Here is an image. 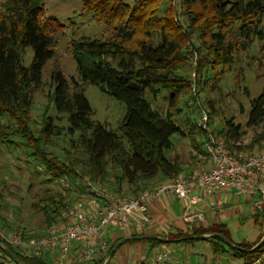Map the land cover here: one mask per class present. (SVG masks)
I'll use <instances>...</instances> for the list:
<instances>
[{
  "label": "trees",
  "instance_id": "1",
  "mask_svg": "<svg viewBox=\"0 0 264 264\" xmlns=\"http://www.w3.org/2000/svg\"><path fill=\"white\" fill-rule=\"evenodd\" d=\"M43 1L0 0V145L27 148L34 160L44 166L40 171L48 180L60 185L58 191L46 190L34 202L42 225L21 230L19 236L24 240L40 238L60 226L72 205L84 200L88 183L107 187L116 196L128 199L153 191L184 172L187 176L186 170L194 166H184L177 157L167 159L165 152L172 148L174 134H193V147L204 155L193 138L197 127L186 134L174 123L170 112L162 117L145 95L169 91L170 107H176L179 98L192 96L193 83L187 69L192 67L194 53L200 57L199 74L212 68L217 70L221 65L225 72L234 63L239 48H247L254 36L264 37V0H140L134 6L125 0H83L80 15H92L107 27V35L84 37L69 44L82 83L73 81L71 85L60 71L53 73L56 88L49 98L61 115L58 119L67 116L68 132L74 136L69 148L64 146L56 152L50 150V142L60 139L66 128L48 114L39 129L33 130L30 120L32 91L41 84L42 70L55 56L57 37L64 28L57 19L46 16ZM28 48L34 52L30 68L23 64ZM88 84L125 104L126 115L119 124V134L93 120L84 92ZM247 129L253 131V137L246 147L242 146L246 132L233 120L218 133L229 151L250 155L262 150L264 90L252 103ZM253 212L262 221L261 236L253 244L236 245L243 250L230 248L243 264H254L264 256V244L250 251L264 235V207H253ZM109 228L103 237L108 247L98 253L94 264H102L113 246L127 237L119 231L112 236L114 232ZM226 232L227 226L219 225L190 234L177 233L175 239L213 233L228 238ZM4 233L1 232L0 239L6 248L0 246V264H16L11 254L20 264H52L48 255L24 254L7 240L8 232ZM140 235H146V230L134 233L133 237ZM193 241L196 240L183 242ZM206 241L212 242L216 253L225 252L224 246L228 245L219 237ZM143 242L152 247L170 244L159 240ZM143 263L144 260L135 262Z\"/></svg>",
  "mask_w": 264,
  "mask_h": 264
},
{
  "label": "rangeland",
  "instance_id": "2",
  "mask_svg": "<svg viewBox=\"0 0 264 264\" xmlns=\"http://www.w3.org/2000/svg\"><path fill=\"white\" fill-rule=\"evenodd\" d=\"M125 1L134 6L140 0ZM43 5L46 16L54 17L64 28L59 31L57 37L55 56L42 70L41 84L32 91L33 104L30 109V120L32 129L36 130L41 127L44 115L48 114L56 124L66 128L65 134L60 139H53L50 142V150L58 152V149L64 146L69 148L70 140L74 136L68 132L67 116L59 120L61 115L49 98L56 88L52 79L53 73L60 71L71 85L73 81L82 83L69 44L84 37L104 38L107 35V27L96 22L92 15L88 17L80 15L83 0H44ZM261 30L264 31V18ZM33 57L32 48L26 49L23 54V64L30 68ZM199 58V54L194 53L192 67L187 69L188 77L193 83L192 96L179 98L176 107H170L171 93L166 90H160L157 94L147 93L145 99L162 117L166 118L170 112L174 123L186 134L190 133L191 128L197 127V130L193 131V138L200 144L203 151L205 150L204 137L207 134L204 130H200L199 123L205 115L208 116L207 127L210 133L223 141L218 132L223 130L227 122L233 120L235 125L241 126L246 132L242 146H248L253 137V131L247 129L252 103L264 90V37L261 39L259 36H254L247 48H239L236 51L234 63L225 72H223L224 66L221 65L217 70L212 68L204 75L199 74L198 69L201 64ZM246 88L248 92L245 91ZM84 92L93 111V120L104 125L109 131L119 134V124L126 115L125 104L95 85H85ZM191 136L174 134L171 138L172 148L165 152V156L167 159L177 157L184 166H194V170L203 169L209 164V159L193 147ZM65 138L66 142H64ZM263 150L264 148L256 150L253 154ZM41 169H44V166L36 162L31 151L22 145H0V230L2 234L7 231L6 236L10 239L21 235L23 229L29 231L40 228L42 217L35 213L34 202L42 197L46 190L53 193L60 189L59 183L49 181L47 175L40 171ZM192 172L194 171L188 173ZM181 176L185 177L186 174L182 173ZM261 224L262 221L256 219L251 213H246L243 217L226 222V233H228L226 238L235 245L253 244L261 236ZM136 243L144 242L139 240ZM135 247L137 246H122L109 264H123L122 255L124 260L133 264L135 259L133 257L137 253V251L134 252ZM224 248L225 252L216 253L212 242L181 241L160 248H150L145 253L138 251L140 254L136 257L151 261L157 253L167 250L172 257L178 259L180 264H243L242 259L234 257L231 246L227 245ZM156 251L158 252L155 254ZM119 257L122 260H118ZM254 264H264V256Z\"/></svg>",
  "mask_w": 264,
  "mask_h": 264
},
{
  "label": "built area",
  "instance_id": "3",
  "mask_svg": "<svg viewBox=\"0 0 264 264\" xmlns=\"http://www.w3.org/2000/svg\"><path fill=\"white\" fill-rule=\"evenodd\" d=\"M207 123L205 115L199 123L207 134L204 156L209 164L205 168L185 177H174L153 191L128 199L88 183L84 200L72 205L60 226L37 239L14 236L7 240L26 255H48L52 264H94L98 253L108 247L103 238L108 228L115 227L127 237L146 230L151 223V206L158 199L174 198L185 203L188 221L202 217L195 211L200 202L198 192L212 195L227 190L240 200L264 206V150L250 155L229 151L221 138L210 133ZM143 264H179V261L163 250Z\"/></svg>",
  "mask_w": 264,
  "mask_h": 264
},
{
  "label": "crops",
  "instance_id": "4",
  "mask_svg": "<svg viewBox=\"0 0 264 264\" xmlns=\"http://www.w3.org/2000/svg\"><path fill=\"white\" fill-rule=\"evenodd\" d=\"M189 171L191 172L195 170L191 167L190 170H186V172ZM198 195L200 197V202L195 206V211L201 214L202 217L200 219H195L194 221L187 220L184 210L185 203L173 198H162L155 201L151 206V223L146 229V235L162 236L174 240L173 236L177 233L190 234L194 230L215 229L219 225L226 226V222L229 220L243 217L246 213H251L253 216V207L259 208L257 203L240 200L234 197L232 192L227 190L217 191L212 195L198 192ZM245 204L248 205V207ZM262 207L264 206H261L260 208ZM260 228L262 230V225ZM109 230L114 232V234L112 233V236L116 235V232H118L116 228H109ZM123 246H137L134 248V252L137 251V253L138 251H142L143 253L148 252L150 248H160L152 247L147 243H128ZM157 252L158 251H156L155 254ZM137 253L135 254L136 256L140 254ZM136 256L133 257L135 258L133 264L146 259L141 257L137 258ZM122 258L124 261L123 264H132L131 262L124 260L123 255ZM122 258L119 257L118 260H122Z\"/></svg>",
  "mask_w": 264,
  "mask_h": 264
},
{
  "label": "water",
  "instance_id": "5",
  "mask_svg": "<svg viewBox=\"0 0 264 264\" xmlns=\"http://www.w3.org/2000/svg\"><path fill=\"white\" fill-rule=\"evenodd\" d=\"M211 237H219L222 238L226 244H228V246H231L232 248H236V249H240L243 250L242 248L236 246L235 244L231 243L224 235L222 234H206V235H201V236H189V237H185L182 239H177V240H170L167 239L165 237L162 236H154V235H140V236H136V237H125L124 239L119 240L114 246L113 248L110 250V252L108 253V255L106 256V258L104 259L102 264H109L112 256L114 255V253L117 251V249L126 241H139V240H159V241H163L166 243H174V242H181V241H188V240H206L208 238ZM264 244V235L261 238V240L250 250L251 252L256 251L258 249H260ZM0 246H2L3 248H6L4 246V244L2 243L1 239H0ZM13 257V260L16 264H20L18 259L11 254Z\"/></svg>",
  "mask_w": 264,
  "mask_h": 264
}]
</instances>
